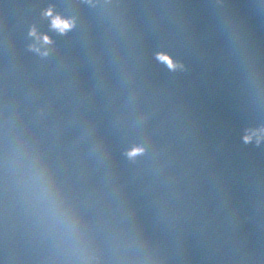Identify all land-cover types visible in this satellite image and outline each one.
<instances>
[{"label":"water","instance_id":"1","mask_svg":"<svg viewBox=\"0 0 264 264\" xmlns=\"http://www.w3.org/2000/svg\"><path fill=\"white\" fill-rule=\"evenodd\" d=\"M0 264H264V0H0Z\"/></svg>","mask_w":264,"mask_h":264},{"label":"clouds","instance_id":"2","mask_svg":"<svg viewBox=\"0 0 264 264\" xmlns=\"http://www.w3.org/2000/svg\"><path fill=\"white\" fill-rule=\"evenodd\" d=\"M48 14H50V13H48ZM53 26L54 27H57L61 31H63V29L69 27V23L66 22V21H62L59 18H56V19L53 20ZM44 39H45V41H47V37H45ZM162 59H166V58L165 57H162ZM169 66L170 67L172 66L171 65V62H169ZM248 139H249V137H245V140H248ZM136 151H139V150L138 149H134L132 154H134Z\"/></svg>","mask_w":264,"mask_h":264}]
</instances>
